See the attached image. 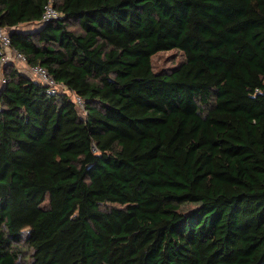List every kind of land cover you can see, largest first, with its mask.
I'll use <instances>...</instances> for the list:
<instances>
[{
    "label": "trees",
    "instance_id": "16d2710c",
    "mask_svg": "<svg viewBox=\"0 0 264 264\" xmlns=\"http://www.w3.org/2000/svg\"><path fill=\"white\" fill-rule=\"evenodd\" d=\"M0 24L64 86L5 66L0 264H264V0H0Z\"/></svg>",
    "mask_w": 264,
    "mask_h": 264
},
{
    "label": "built area",
    "instance_id": "2783aa9c",
    "mask_svg": "<svg viewBox=\"0 0 264 264\" xmlns=\"http://www.w3.org/2000/svg\"><path fill=\"white\" fill-rule=\"evenodd\" d=\"M61 16L60 11H58L52 2H49L45 7V13L43 16V21L48 22L58 19ZM0 92L4 85L7 83V76L5 73V66L7 63L17 60L20 63H25V65L30 69L28 75L36 81H40L46 85L47 91L49 93L58 94L63 90V84L57 81L53 75L48 71L47 68L41 65L30 66L27 62V58L24 54L12 49V41L9 31L6 27L0 24ZM72 99L77 102L83 114H86L85 110V100L77 95L73 94ZM1 106V105H0Z\"/></svg>",
    "mask_w": 264,
    "mask_h": 264
},
{
    "label": "rangeland",
    "instance_id": "374dc122",
    "mask_svg": "<svg viewBox=\"0 0 264 264\" xmlns=\"http://www.w3.org/2000/svg\"><path fill=\"white\" fill-rule=\"evenodd\" d=\"M78 24H73L74 29H79ZM185 59V55L182 51L177 49L170 51H162L153 56V66L156 71H167L178 66ZM19 63V67L23 69L24 72H29V68L25 63Z\"/></svg>",
    "mask_w": 264,
    "mask_h": 264
}]
</instances>
